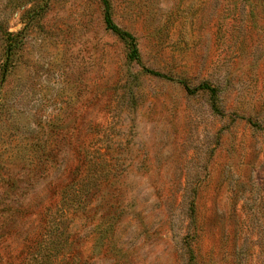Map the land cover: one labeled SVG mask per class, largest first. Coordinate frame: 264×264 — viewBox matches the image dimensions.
Wrapping results in <instances>:
<instances>
[{
    "label": "rangeland",
    "instance_id": "1",
    "mask_svg": "<svg viewBox=\"0 0 264 264\" xmlns=\"http://www.w3.org/2000/svg\"><path fill=\"white\" fill-rule=\"evenodd\" d=\"M107 1L141 65L101 0H0V264H264V0Z\"/></svg>",
    "mask_w": 264,
    "mask_h": 264
},
{
    "label": "trees",
    "instance_id": "2",
    "mask_svg": "<svg viewBox=\"0 0 264 264\" xmlns=\"http://www.w3.org/2000/svg\"><path fill=\"white\" fill-rule=\"evenodd\" d=\"M101 3H102V9H103L102 19H103L104 29L108 33L116 37L118 40H120L127 47L128 49L127 61L129 63H135V64L141 65V60L139 57L138 48L135 43L134 37L130 35L129 33L121 30L118 26L114 24L112 17H111V6L109 2L107 0H101ZM24 32H25V29H23L21 32H19L15 36H8L6 39V43H7L6 50H5L6 60H5L3 70H2L3 75L9 68V64L11 63L13 52L15 51L17 46L22 43L23 41L22 37L23 36L25 37V35H23ZM142 70H143V73L153 78L163 79V80H167L170 82L174 81L172 78L164 76L160 73L153 72L151 70H146V69H142ZM177 83L180 84L183 87L184 91L189 95L190 94L192 95L199 91L206 93L210 99V108L212 112L220 115V110H218V104L220 102V98H219V89L217 87H212L208 83H202L196 88L191 90L184 81H177ZM77 191H80V190L78 189L76 190V192ZM61 194H62V200L68 198L67 191L63 190ZM46 244L47 242L45 240L43 245L39 246L40 251L35 256L32 257L31 261L34 264H44V247L46 250V247H47Z\"/></svg>",
    "mask_w": 264,
    "mask_h": 264
}]
</instances>
